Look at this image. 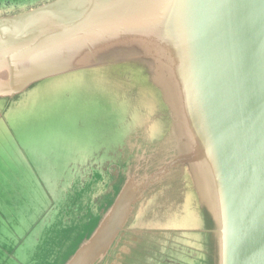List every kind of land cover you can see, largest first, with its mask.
I'll return each instance as SVG.
<instances>
[{
    "label": "water",
    "instance_id": "95a60500",
    "mask_svg": "<svg viewBox=\"0 0 264 264\" xmlns=\"http://www.w3.org/2000/svg\"><path fill=\"white\" fill-rule=\"evenodd\" d=\"M12 1L0 264H264V0Z\"/></svg>",
    "mask_w": 264,
    "mask_h": 264
},
{
    "label": "rangeland",
    "instance_id": "374dc122",
    "mask_svg": "<svg viewBox=\"0 0 264 264\" xmlns=\"http://www.w3.org/2000/svg\"><path fill=\"white\" fill-rule=\"evenodd\" d=\"M8 1H10L11 3L13 2L12 0H8ZM30 1L32 0H18L16 2L23 3V2H30ZM55 91L58 92L57 95H53ZM64 91H65V95H63ZM42 93H44L45 95L52 96V99L50 102H53V104L56 105V107L60 106L64 101H69L70 104H73V105H87L88 103H91V102L92 104L96 102H100L104 107H106L103 86L99 88H87V87H84L81 82H70L65 78L63 82L55 81V82L47 83L46 85H44ZM93 93H95L97 97H94L92 95ZM28 102L29 101H25L24 105L27 104ZM103 106L100 107V113L98 116L96 117L83 116L82 117V120H83L82 121L83 122L82 131H86L88 133H91L92 131L100 133L101 130H103V126L106 122V117H107L105 108ZM16 110L18 111L21 109L17 108ZM81 132H78V133H81ZM73 224L74 223H72V225ZM72 225L66 231V235H64L63 230H59V234H61V237L63 235H64V239H68L70 237V234L73 229ZM71 237L73 238L72 235ZM59 242H60V246L62 247L64 244V240L60 239ZM56 244H57V237H55V245ZM71 249L69 251H71Z\"/></svg>",
    "mask_w": 264,
    "mask_h": 264
}]
</instances>
